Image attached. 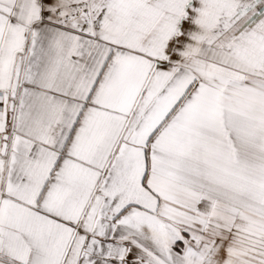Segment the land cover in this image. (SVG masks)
I'll return each mask as SVG.
<instances>
[{"label":"snow or ice","instance_id":"1","mask_svg":"<svg viewBox=\"0 0 264 264\" xmlns=\"http://www.w3.org/2000/svg\"><path fill=\"white\" fill-rule=\"evenodd\" d=\"M0 264H264V0H0Z\"/></svg>","mask_w":264,"mask_h":264}]
</instances>
